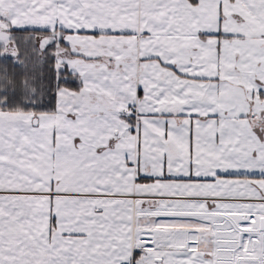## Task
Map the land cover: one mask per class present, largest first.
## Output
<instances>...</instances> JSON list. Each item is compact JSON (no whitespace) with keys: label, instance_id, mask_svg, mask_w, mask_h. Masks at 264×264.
Wrapping results in <instances>:
<instances>
[{"label":"snow or ice","instance_id":"1","mask_svg":"<svg viewBox=\"0 0 264 264\" xmlns=\"http://www.w3.org/2000/svg\"><path fill=\"white\" fill-rule=\"evenodd\" d=\"M0 264H264V0H0Z\"/></svg>","mask_w":264,"mask_h":264}]
</instances>
